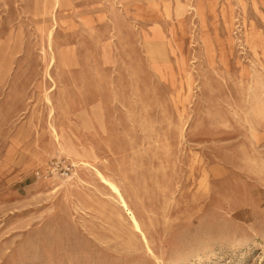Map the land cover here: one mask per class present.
Returning a JSON list of instances; mask_svg holds the SVG:
<instances>
[{
    "label": "rangeland",
    "instance_id": "1",
    "mask_svg": "<svg viewBox=\"0 0 264 264\" xmlns=\"http://www.w3.org/2000/svg\"><path fill=\"white\" fill-rule=\"evenodd\" d=\"M0 264H264V0H0Z\"/></svg>",
    "mask_w": 264,
    "mask_h": 264
},
{
    "label": "bare ground",
    "instance_id": "2",
    "mask_svg": "<svg viewBox=\"0 0 264 264\" xmlns=\"http://www.w3.org/2000/svg\"><path fill=\"white\" fill-rule=\"evenodd\" d=\"M110 190L115 194V196L118 198L119 203L122 205V207L125 209L127 214L129 215V223L131 227L133 228L134 232L138 235L140 233V236L145 243L146 247L151 251V248L149 246L148 238L142 230L141 222L139 221L138 217L135 215V213L131 210L129 207V204L124 196V193L120 187H118L115 183L110 184Z\"/></svg>",
    "mask_w": 264,
    "mask_h": 264
}]
</instances>
